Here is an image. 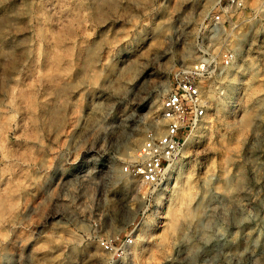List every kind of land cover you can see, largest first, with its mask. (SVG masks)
Segmentation results:
<instances>
[{
  "label": "rangeland",
  "instance_id": "1",
  "mask_svg": "<svg viewBox=\"0 0 264 264\" xmlns=\"http://www.w3.org/2000/svg\"><path fill=\"white\" fill-rule=\"evenodd\" d=\"M219 1L0 0V264H264V0ZM199 64L207 116L144 184L124 167Z\"/></svg>",
  "mask_w": 264,
  "mask_h": 264
},
{
  "label": "built area",
  "instance_id": "2",
  "mask_svg": "<svg viewBox=\"0 0 264 264\" xmlns=\"http://www.w3.org/2000/svg\"><path fill=\"white\" fill-rule=\"evenodd\" d=\"M243 9L244 0H220L215 21L219 23L224 14ZM233 61L232 54L226 55V66L233 64ZM206 75L205 65L199 64L178 77L176 85L162 101L165 130L149 135L138 149L135 159L124 167L125 172L138 176L142 183L150 186L164 182L168 165L182 154L187 137L207 116L210 107L207 91L211 87L205 80ZM133 242L128 235L125 243L131 245ZM103 246L112 249V243L108 241Z\"/></svg>",
  "mask_w": 264,
  "mask_h": 264
},
{
  "label": "bare ground",
  "instance_id": "3",
  "mask_svg": "<svg viewBox=\"0 0 264 264\" xmlns=\"http://www.w3.org/2000/svg\"><path fill=\"white\" fill-rule=\"evenodd\" d=\"M238 43H239V42H238ZM238 43H237V44H238ZM240 46H241V45H240ZM238 48H239V47H238ZM58 59H61V57L58 58ZM56 61H57V60H56ZM58 61H61V60H58ZM58 61H57V62H58ZM58 63H60V62H58ZM58 65H59V64H58ZM59 69H60V68H59ZM250 72H251V71H250ZM252 74H254V73L252 72ZM252 77H253V75H252ZM251 87H252V86H251ZM251 87H250L251 90H252V89H255V88H251ZM253 87H256V86H253ZM257 87H258V86H257ZM256 89H257V88H256ZM251 90H250V91H251ZM256 91H257V90H256ZM256 91H255V92H256ZM253 92H254V91H253ZM255 92H254V94L256 95ZM247 94H249V92H248ZM251 94H253V93H251ZM251 94H250V95H251ZM254 94H253V95H254ZM252 97H253V96H252ZM249 99H250V98H249ZM253 99H254V98H253ZM250 100H251V99H250ZM252 101H253V100H252ZM246 102H249V101H246ZM248 104H250V103H248ZM253 105H254V104H253ZM245 113H246V112H245ZM247 113H248V111H247ZM247 113H246V114H247ZM251 113L253 114V111H250V114H251ZM254 115H255V114H254ZM251 116H252V115H251ZM242 120H244V119H242ZM242 120H241V121H242ZM249 120H250V115L248 114V115L245 116V122H244V123L247 122V125H248V124H249V123H248ZM251 121H252V120H251ZM251 121H250V122H251ZM250 124H251V123H250ZM244 125L247 126L246 124H244ZM245 126H244V127H245ZM247 127H249V126H247ZM245 128H246V127H245ZM245 128H244V129H245ZM239 130H240V129H239ZM239 130H238V131H239ZM241 130H242V129H241ZM244 131H245V130H244ZM244 131H243V132H244ZM196 132H197V131H196ZM196 132L194 131V132H192L191 134H189V136H188L187 139H186L185 144L187 143V145H189L188 143L191 142V141H193L194 137L196 136ZM240 132H241V131H240ZM240 132H239V133H240ZM199 133H200V132H199ZM237 134H238V133H237ZM241 134H242V133H241ZM241 134H240V135H241ZM200 135H201V133H200ZM238 135H239V134H238ZM240 138H241V137H240ZM196 139H197V138H196ZM237 139H238V138H237ZM237 139H236V142H237ZM239 141H240V139H239ZM194 142H195V141H194ZM134 155H135V154H134ZM225 177H226V176H225ZM188 178H189V177H188ZM227 178H228V177H227ZM190 180H191V179H190ZM190 180H189V181H190ZM226 180H227V179H225V181H226ZM189 181H188V182H189ZM227 182H228V180H227ZM225 183H226V182H225ZM225 183H224V184H225ZM222 187H223V186H222ZM230 187H231V186H230ZM179 188H180V187H179ZM220 188H221V187L219 186V189H220ZM224 188H225V185H224ZM227 188H228V187H227ZM229 189H230V188H229ZM182 191H183V190H181V192H182ZM220 191H221V190H220ZM229 191H231V190H229ZM229 191H228V192H229ZM178 192H179V191H178ZM183 192H184V191H183ZM183 192H182V193H183ZM185 192H186V190H185ZM185 192H184V193H185ZM226 192H227V191H226ZM182 193H181V194H182ZM222 193H223V192H222ZM178 194H180V193H178ZM185 194H186V193H185ZM224 194H225V193H224ZM176 195H177V194H176ZM226 195H227V194H226ZM229 195H230V194H229ZM232 195H233V193H232ZM192 196H194L193 193H192ZM224 196H225V195H224ZM227 196H228V195H227ZM227 196H226V197H227ZM233 196H234V195H233ZM233 196H230V197H233ZM175 197H176V199H175L176 205L173 206V207H175V211H174L175 214H176V217H175V218L179 219L177 216L182 215V214H185L184 211L181 209V204H180V203H183V200L185 199V195L182 194V196H178V197L175 196ZM226 197H225V198H226ZM171 198H172V197H171ZM187 198H188V197H187ZM192 198H193V197H192ZM234 198H235V197H234ZM188 199H189V198H188ZM190 200H191V199H190ZM227 200H228V199H227ZM229 200H230V199H229ZM172 201H173V200H172ZM185 201H186V200H185ZM231 201H232V199H231ZM233 201H234V200H233ZM233 201H232V202H233ZM175 202H174V203H175ZM236 202H237V201H236ZM185 203H186V202H185ZM188 203H189V201H188ZM183 204H184V203H183ZM170 205H171V203H170ZM172 205H173V203H172ZM187 205H188L187 208H188V207L191 208L190 204H187ZM183 207H184V205H183ZM227 207H229V206H227ZM236 207H237V206H236ZM187 208H185V209H187ZM229 208H230V207H229ZM233 208H234V207H233ZM170 209H171V208H170ZM223 209H225V208H223ZM173 210H174V209H172L171 211L173 212ZM188 210L191 211L192 209H187V211H188ZM225 210H226V209H225ZM230 210H232V209H230ZM185 211H186V210H185ZM187 211H186V212H187ZM223 211H224V210H223ZM237 211H238V207H237L236 212H237ZM191 212H192V211H191ZM232 212L234 213L235 211H232ZM230 213H231V211H230ZM225 214H226V213H225ZM187 215H188V213H187L185 216H184V215L181 216V217H182L181 219H183V217H186ZM189 215H190V214H189ZM190 216H193V215H190ZM229 216H233V217H234V215H229ZM173 217H174V213H173ZM179 217H180V216H179ZM237 217H238V215H237ZM186 218H187V217H186ZM188 218H189V217H188ZM171 219H172V218H171ZM181 219H180V221H181ZM237 219H238V218H237ZM183 220H186V219L184 218ZM174 221H175V220H174ZM236 221L238 222L239 220H236ZM236 221H235V222H236ZM169 222L172 223L173 220H172V222H171V221H169ZM178 222H179V221H178ZM179 223H180V222H179ZM238 223H239V222H238ZM241 223H242V222H241ZM241 223H240V224H241ZM174 224H175V223H174ZM240 224H239V225H240ZM179 225H181V224H179ZM237 225H238V224H237ZM241 225H242V224H241ZM256 225H257V223H256ZM258 225H259V224H258ZM172 226H173V225H172ZM174 226H175V225H174ZM176 226H177V224H176ZM253 226H254V225H253ZM261 226H262V225H261ZM149 227H150V226H149ZM168 227L171 228L170 225H169ZM180 227H181V226H180ZM180 227H179V229H180ZM239 227H240V226H239ZM255 227H256V226H255ZM147 228H148V227H147ZM147 228H145V229H147ZM175 228H176V227H175ZM261 228H262V227H261ZM249 229H250V228H249ZM252 229H253V228H252ZM252 229H251V230H252ZM168 230H169V229H168ZM174 230H175V229H174ZM237 230H238V229H237ZM246 230L249 231L248 229H246ZM251 230H250V231H251ZM254 230H255V229H254ZM144 231H145V230H144ZM172 231H173V230H171V232H172ZM175 231H176V230H175ZM238 231H239V230H238ZM242 231H243V230H242ZM260 231H261V230H259V232H260ZM262 231H263V230H262ZM171 232H169V233H171ZM245 232H246V231H245ZM252 232H254V231L252 230ZM164 233H165L166 236H168V235L166 234V233H168V232H164ZM176 233H177V232H176ZM241 233H242V232H241ZM243 233H244V232H243ZM247 233H248V232H247ZM249 233H250V232H249ZM249 233H248V234H249ZM162 234H163V233H162ZM174 234H175V233H174ZM174 234H172V235L174 236ZM237 234H238V232H237ZM254 234H255V233H254ZM231 235H232V234H231ZM231 235H230V236H231ZM234 235H235V234H234ZM234 235H233V236H234ZM252 235H253V234H252ZM255 235H256V234H255ZM263 235H264V234H263ZM161 236H162V235H161ZM222 236H223V234H222ZM225 236H226V235H225ZM241 236H242V235H241ZM247 236H248V235H247ZM259 236H260V235H259ZM235 237H236V236H235ZM244 237H246V236H244ZM256 237H257V236H256ZM163 238H164V235H163ZM166 238H167V237H166ZM166 238H165V239H166ZM171 238H172V236H171ZM220 238H221V237H220ZM229 238H231V237H229ZM236 238H237V237H236ZM258 238H259V237H258ZM160 239H161V237H160ZM167 239H168V238H167ZM169 239H170V237H169ZM233 239H234V238H233ZM241 239H242V238H241ZM241 239H240V240H241ZM248 239H249V237H248L246 240L248 241ZM221 240H222V239H221ZM223 240H224V239H223ZM234 240H235V239H234ZM163 241H164V240H163ZM166 241H167V240H166ZM208 241H209V240H208ZM229 241H230V240H229ZM229 241H228V242H229ZM263 241H264V238H263ZM214 242H215V241H214ZM238 242H239V241H238ZM161 243H162V242H161ZM167 243H168V242H167ZM189 243H190V242H189ZM222 243H223V242H222ZM262 243H264V242H262ZM136 244H137V243H136ZM165 244H166V242H165ZM228 244H229V243H228ZM232 244H233V243H232ZM159 245H160V243H159ZM161 245H162V244H161ZM211 245H212V244H211ZM216 245H217V244H216ZM219 245H220V244H219ZM236 245H237V244H236ZM262 245H263V244H262ZM224 246H225V245H224ZM230 246H231V245H230ZM241 246H242V245H241ZM162 247H164V245H163ZM222 247H223V246H222ZM256 247H257V245H256ZM256 247H255V248H256ZM261 247H262V246H261ZM159 248H160V246H159ZM215 248H216V247H215ZM219 248H220V247H219ZM236 248H237V247H236ZM245 248H246V245H245ZM263 248H264V247H263ZM162 249H163V248H162ZM209 249H211V248H209ZM228 249H230V248H228ZM247 249H249V248H247ZM247 249H246V250H247ZM250 249H251V247H250ZM256 249H257V248H256ZM260 249H261V248H260ZM142 250H143V249H142ZM164 250H165V249H164ZM213 250H214V249H213ZM234 250H235V249H234ZM237 250H238V249H237ZM240 250H241V249H240ZM242 250H243V249H242ZM246 250H244V251H246ZM137 251H138V250H137ZM137 251H136V252H137ZM161 251H162V250H161ZM219 251H221V250H218V252H219ZM227 251H229V250H227ZM230 251H231V250H230ZM262 251H263V250H262ZM163 252H164V251H163ZM213 252H214V251H213ZM222 252H223V251H222ZM238 252H239V251H238ZM143 253H145V252H143ZM210 253H211V252H210ZM225 253H226V252H225ZM225 253H224V254H225ZM233 253L235 254L234 251H233ZM241 253H242V251H241ZM245 253H247V252H245ZM253 253H254V252H253ZM256 253H257V252H256ZM132 254H134V252H132ZM136 254H137V253H136ZM219 254H220V253H219ZM230 254H231V252H230ZM237 254H238V253H237ZM250 254H252V252H250ZM137 255H138V254H137ZM202 255H203V254H202ZM207 255H208V254H207ZM213 255H214V254H213ZM213 255H212V256H213ZM238 255H239V254H238ZM238 255H237V257H239ZM242 255H244V254H242ZM242 255H241V256H242ZM260 255H261V254H260ZM262 255H263V254H262ZM134 256H136V255L134 254ZM139 256H140V255H139ZM151 256H152V255H151ZM217 256H218V255H217ZM217 256H216V257H217ZM221 256H222V254H221ZM225 256H226V257H229V256H227V255H225ZM248 256H249V255H248ZM256 256H257V255H256ZM256 256H255V257H256ZM226 257H225V258H226ZM233 257H236V256L234 255ZM245 257H246V256H245ZM207 258H208V257H207ZM223 258H224V257H223ZM241 258H242V257H241ZM241 258H240L239 261L242 262L243 260H241ZM243 258H244V257H243ZM257 258H258V257H257ZM212 259H213V258H212ZM216 259H217V258H216ZM221 259H222V258H221ZM226 259H227V258H226ZM235 259H236V258H235ZM238 259H239V258H238ZM245 259H246V258H245ZM245 259H244V261H245ZM249 259H251V258H249ZM255 259H256V258H255ZM255 259H252V260L256 262ZM133 260H134V259H133ZM214 260H215V259H214ZM219 260H220V259H219ZM222 260H223V259H222ZM224 260H225V259H224ZM228 260H229V258H228ZM228 260H227V261H228ZM231 260H232V259H231ZM246 260H247V259H246ZM252 260H250V261H252ZM225 261H226V260H225ZM227 261H226V262H227ZM239 261H238V262H239ZM250 261H249V262H250ZM134 262H135V261H134ZM217 262H218V261H217ZM229 262H230V261H229ZM222 263H223V262H222ZM227 263H228V262H227ZM232 263H233V262H232ZM243 263H244V262H243ZM251 263H252V262H251ZM218 264H219V263H218ZM239 264H240V263H239Z\"/></svg>",
  "mask_w": 264,
  "mask_h": 264
}]
</instances>
